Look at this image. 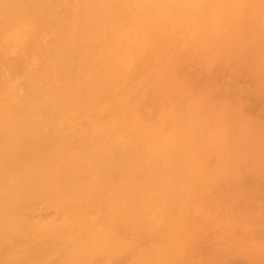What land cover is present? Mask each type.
I'll return each mask as SVG.
<instances>
[{
    "label": "bare ground",
    "instance_id": "obj_1",
    "mask_svg": "<svg viewBox=\"0 0 264 264\" xmlns=\"http://www.w3.org/2000/svg\"><path fill=\"white\" fill-rule=\"evenodd\" d=\"M180 65L197 72L194 81L179 80ZM248 65L251 76L264 82V0H0V264L178 263L172 253L178 240L165 239L170 253L147 247L143 236L160 235L167 215L187 217L191 204L184 202L209 178L212 170L203 164L213 146L221 150L216 168L230 164L217 170L219 177L232 176L233 161L239 172L246 164L251 171L262 168L264 126L248 115L246 127L257 130H248L245 120L241 129L225 120L230 131L215 141L208 136L214 122L205 123L201 113L205 100L197 110L183 102L178 110L168 99L174 105L176 98L192 101L182 94L183 84L190 89L212 71ZM248 138L255 156L249 142L245 155L234 149ZM213 171L210 182L219 179ZM202 186L207 194L209 186ZM199 208L193 213L201 219L207 211ZM168 231L171 239L176 233ZM181 242L177 253L186 244Z\"/></svg>",
    "mask_w": 264,
    "mask_h": 264
},
{
    "label": "rangeland",
    "instance_id": "obj_2",
    "mask_svg": "<svg viewBox=\"0 0 264 264\" xmlns=\"http://www.w3.org/2000/svg\"><path fill=\"white\" fill-rule=\"evenodd\" d=\"M179 68H182V69H179ZM234 68V69H233ZM193 69V68H192ZM238 69V70H237ZM250 69H251V71H250ZM234 70V71H233ZM238 72H236V71ZM252 70H254V69H252L251 67H250V65H248V67H243V69L242 68H240V67H238V66H234V67H232V69H230V70H223V71H212L211 73H213L212 74V76L210 77V78H202V79H200L199 81H198V84L195 86V87H192V88H190V89H187L188 88V86L187 85H184L183 84V88H180V90H181V92H182V94L183 95H185V96H188L189 97V99L191 98L192 99V101L190 100V101H188V99L186 98L185 100H182V101H178V99L176 98L175 100L176 101H178V102H176L175 100V104L176 105H174V103L172 102V101H170L171 99L169 98L168 100H169V104H170V106H172V107H174V108H176V109H178V108H182L183 109V107H177V106H180L181 105V102H183V103H187L186 105H189L190 103H192V104H190L189 105V107L188 106H186V108H187V110H189V109H194V108H196V110H197V108H201V106H200V103L202 102L203 104H201L202 106L206 103V105H204V109H207V111H205V113H204V110H202V114H203V120H204V117H206V119L207 120H204L205 121V123L206 122H208V120L209 119H212L213 120V122L214 123H210V124H212V130L214 131H212L211 133H209L208 134V136H210V137H212L213 139H215V141H219V139L220 138H222L223 137V135H224V137H226V128H227V131H230V128H229V126H228V124H227V122L226 121H229L230 123L229 124H236V125H238L239 126V129H241V127H243V125H242V123H239V121H241L242 122V120H243V122H244V120H245V122L244 123H246L247 122V120H248V118H247V120L245 119L246 117H248V116H250L249 117V119H252V120H250V121H259L258 123H257V126L258 125H262V126H264V82H262L261 80H260V82H259V80L258 79H256V78H254V77H252L253 76V74H254V71H252ZM179 71V72H178ZM188 71V72H187ZM192 71V72H191ZM176 72H177V75H179L181 78H179V80H189V81H194L195 80V76L197 75V72H194L193 70H191V69H188L187 67H185V66H182V65H180V66H178V67H176ZM217 72V73H216ZM236 72V73H235ZM240 72V73H239ZM242 72V73H241ZM253 72V73H252ZM179 73V74H178ZM188 73H189V75H188ZM227 73V74H226ZM182 74V75H181ZM229 74V75H228ZM242 74V75H241ZM244 74V75H243ZM251 74H252V76H251ZM185 75V76H184ZM216 75V76H215ZM237 75V76H236ZM250 75V76H249ZM178 76V77H179ZM218 76H219V78H218ZM239 77H240V79H239ZM242 78H243V81H242ZM209 79H211V80H209ZM213 79V80H212ZM252 79V80H251ZM238 80H239V83H238ZM223 81H225V82H223ZM218 83V84H217ZM246 83V84H245ZM190 84H194V83H190ZM199 84H200V86H199ZM217 84V85H216ZM254 84V85H253ZM262 84V85H261ZM219 85H220V87H219ZM240 85V86H239ZM253 86V87H252ZM218 87V89L216 90V88ZM241 88V90H240V88ZM203 90H204V93H203ZM213 90V91H212ZM216 90V91H215ZM240 90V91H239ZM171 93H172V91H171V89L169 90ZM184 91V92H183ZM196 91H198L197 93H196ZM186 92V93H185ZM193 92V93H192ZM199 92H200V94H199ZM171 93H169V94H171ZM207 93V94H206ZM214 93V94H213ZM187 94V95H186ZM197 96H196V95ZM209 95V97L208 96H206V95ZM172 95V94H171ZM175 95H177V94H175ZM194 95V96H193ZM215 95V96H214ZM231 95V96H230ZM164 96H166V94L164 95ZM205 96V97H204ZM216 96H217V98H216ZM219 96L221 97L222 96V99H223V97H224V99L225 100H223L222 101V99L221 98H219ZM197 97V98H196ZM200 97H202L201 99H200ZM230 97V98H229ZM166 98H168V97H166ZM257 98V99H256ZM164 99V98H163ZM206 102H205V101ZM217 100H218V103H217ZM247 100V101H246ZM221 101V102H220ZM195 102H197L196 104L197 105H195ZM205 102V103H204ZM214 102L216 103V104H214ZM243 102H245V103H243ZM182 103V105L181 106H183L184 104ZM199 104V105H198ZM224 104V105H223ZM247 104H248V106H247ZM159 105L161 106L162 104L161 103H159ZM192 105H195V106H193L192 107ZM218 105V106H217ZM198 106H200V107H198ZM205 106H206V108H205ZM185 107H184V110L186 109ZM189 108V109H188ZM225 108H227L226 109V111H224L225 110ZM229 108V109H228ZM217 109V110H216ZM220 109H221V112H220ZM179 110V109H178ZM199 110V109H198ZM215 110V111H214ZM231 110V111H230ZM232 110H234V115L237 113V118H236V116L235 117H233L234 115H232V113H233V111ZM236 110V111H235ZM200 111V110H199ZM232 112V113H230L229 114V112ZM216 112H217V114H216ZM245 112V113H244ZM211 113V114H210ZM220 113V114H219ZM224 113V114H223ZM228 113V114H227ZM213 114V115H212ZM227 114V115H226ZM246 114V115H245ZM224 115V116H223ZM248 115V116H247ZM257 115H258V118H257ZM210 116H211V118H210ZM216 116V117H215ZM228 116H232V119H235L234 120V123H233V120L232 121H230V117H229V120L227 119L228 118ZM239 116V117H238ZM214 117V118H213ZM218 117V118H217ZM222 117V118H221ZM245 117V118H244ZM226 118V119H225ZM220 119H221V122H217V121H220ZM214 120H216V122L214 121ZM226 120V121H225ZM200 121H202V120H200ZM204 121H203V123H199V124H201V126L202 125H204ZM250 121H248V122H250ZM232 122V123H231ZM209 123V122H208ZM209 124V125H210ZM248 123H246L245 124V127H246V125H247ZM256 124V123H255ZM218 127H217V126ZM221 125V126H220ZM169 126V123L165 126V129H166V127H168ZM215 126V127H214ZM228 126V127H227ZM233 126V125H232ZM248 126V125H247ZM251 126L253 127V129H254V125H252L251 124ZM218 129H220V131H218L217 130V128ZM221 127L223 128V129H221ZM225 127V128H224ZM244 127V128H245ZM249 127H250V123H249ZM249 127H246L248 130L250 129H252V128H249ZM228 128H229V130H228ZM255 128H256V126H255ZM259 128V127H258ZM215 129L217 130V134L215 133ZM243 129V128H242ZM252 129V130H253ZM244 130H246V129H244ZM247 130V131H248ZM254 130H257V129H254ZM259 131H261V130H259ZM220 132V133H219ZM243 132V131H242ZM253 132V131H252ZM216 135H215V134ZM261 133V132H260ZM260 133H258V134H260ZM262 133H264V131H262ZM261 133V134H262ZM227 134H228V132H227ZM257 134V133H256ZM208 136H206V137H208ZM216 136H218L217 138H216ZM261 135H259V137H260ZM255 137H258V136H254V138ZM258 137V138H259ZM262 138V140H264V134H262V136H261ZM209 138V137H208ZM207 138V139H208ZM254 138L252 137V139L254 140ZM246 139V138H245ZM249 139V138H248ZM260 139V140H261ZM262 140H261V142H262ZM256 140H254V142H255ZM228 142H230V140H227V144H229ZM248 142L250 143V145H251V142L252 141H250V139L249 140H247V142H246V140H245V142H243V143H239V144H237L235 147H234V149H236V147L238 148V147H241L240 148V150L242 149V151L243 150H245V151H243V155H245L244 153L246 152V145H248ZM257 144H259L258 143V141L256 142ZM254 144V143H253ZM261 144V143H260ZM255 145V144H254ZM242 146H243V148H242ZM249 146V145H248ZM262 146H264V145H262ZM249 147H251L250 149L252 150V152L251 151H249V153H253V147H252V145L251 146H249ZM249 147H248V149H247V151L249 150ZM218 147L216 146V148H215V146H213L212 148H211V151H210V153L212 154V155H210V154H208V155H210L209 156V158H207V159H209V160H207L204 164H203V166H206V169H208L206 172L207 173H209V169H211L212 171L214 170H216L215 172H216V174H217V176L219 175L220 176V172H221V170L222 169H224V167H226V166H228V165H230V164H228V165H226V166H224V167H222L221 168V166H219L218 168H216V166H218V165H220V163L219 164H217V162H218V159H220L221 158V156L219 157V155H217V154H221L220 153V151H219V148L217 149ZM233 149V148H232ZM255 150V149H254ZM217 151H219V152H217ZM262 151V149L259 151V153ZM255 152L256 151H254V153H253V155L255 154ZM215 153H217V154H215ZM248 152H247V154H249ZM258 153V152H257ZM261 153H264V152H261ZM207 155V156H208ZM216 155H217V157H216ZM252 157H253V155L252 154H250ZM249 156V155H248ZM255 156V155H254ZM258 156H259V154H258ZM246 157V156H245ZM244 157V158H245ZM260 157H261V155H260ZM259 157V158H260ZM216 158V159H215ZM250 158V157H249ZM258 158V157H257ZM262 158H264V154H262ZM241 158H239V159H236V161L237 160H239V161H241L240 160ZM251 159V158H250ZM222 160V159H221ZM233 160V159H232ZM254 160V159H253ZM231 161V160H230ZM245 161V160H244ZM220 162V161H219ZM235 161H233V166L234 167H236L237 165H236V162L234 163ZM248 162V161H247ZM254 162V161H253ZM252 162V163H253ZM257 162V161H256ZM262 162H264V161H262ZM221 163H223V161L221 162ZM229 163V162H228ZM231 163V162H230ZM258 164H259V162H257ZM209 164V165H208ZM212 166H211V165ZM240 164V163H239ZM243 164V163H242ZM261 164H264V163H261ZM260 164V165H261ZM221 165H224V164H221ZM232 165V164H231ZM245 165V164H244ZM243 165V166H244ZM254 165H256V164H254ZM208 166V167H207ZM210 166V167H209ZM214 166H215V169H214ZM232 166V167H233ZM242 166V165H241ZM250 167L249 165H247L246 164V167L245 168H243V171H242V169H241V171L242 172H239V170H240V168H239V170H237V169H233L232 167V176H231V174L229 175L228 173H227V178H225L224 179V175L223 176H221V177H219V179L217 178V176H216V178H217V180L218 181H216L215 180V182H214V184H213V182L211 181L210 182V180H214V179H212V176L211 175H214V174H212V171H210L211 173H209L208 174V176H209V178H205V180L206 181H202L200 184H201V187L200 186H198V190L200 191H194V190H197L196 188L193 190V194H194V192H195V194L196 195H194V196H197V198L196 197H193L192 195H190V197H188V196H186L185 198H191L190 200H188V201H185L184 203L187 205V204H191V209H190V212H189V214L187 213V217H184V216H179L178 214H175L176 215V217H174L173 219H172V216H169V215H167L165 218H164V221H165V224L163 223V226L161 225V227H163V228H160L159 227V229H161V230H159L160 231V235H158V234H155V236H152V235H154V234H151L150 232L149 233H147L146 234V236H143V238L145 237H148L147 238V240L146 239H144V243H145V240H146V246L148 247V245L149 246H151V247H154V246H156V247H165V251H168L169 250V247H168V243H167V241L165 240V239H168V240H170V241H180V242H176V244H175V247H174V245H173V247L174 248H176L175 250H173V255H174V258H176V259H174V260H178L179 259V261H178V263L176 262L175 264H193L192 262H194L195 261V258L198 260V257L199 258H202V257H204L203 256V254L205 255V254H207L208 255V253H211V255L209 254L207 257H208V260L210 259V263H208V264H214L213 263V261H215V263L217 262V264H264V259H262L261 260V258L260 257H264V255H262V254H264V240H261L260 238L262 237V238H264V236H262V235H264V230H262V229H264V225H261V223H264V222H261V220L262 221H264V216H262V215H264V213H262V212H264V185H262V184H264V173H262L261 174V172H264V171H259V169L261 168L260 166H256L257 168H252L253 170L251 171L248 167ZM252 166V165H251ZM238 167H240V166H238ZM255 167V166H254ZM259 167V168H258ZM227 168V167H226ZM247 168L249 169V171H251V173H249L248 171H246L247 170ZM219 169V170H218ZM228 169V168H227ZM230 169V168H229ZM228 169V170H229ZM246 169V170H245ZM261 169H264V165H262V168ZM220 171L219 173H218V171ZM213 171V172H214ZM225 172V171H224ZM230 172V171H229ZM258 172V173H257ZM223 173V172H222ZM221 173V174H222ZM239 173H241V175H242V173L244 174V176H242V178L240 179L239 178V176H238V174ZM247 173H249V174H247ZM252 173H254V174H252ZM255 173H257L258 175H259V173H260V175L259 176H257V174H255ZM226 175V174H225ZM240 175V176H241ZM210 176H211V178H210ZM234 176H238L237 177V179H236V177L234 178ZM229 177V178H228ZM232 178V179H231ZM260 178V179H259ZM229 179V180H228ZM247 181H246V180ZM249 179V180H248ZM241 180V181H240ZM243 180V181H242ZM262 181V184L260 183V181ZM245 181V182H244ZM259 183H258V182ZM216 182L218 183V184H216ZM245 183V184H244ZM248 183V184H247ZM199 184V183H198ZM197 184V185H198ZM199 184V185H200ZM207 184V185H206ZM202 185H204L205 187L206 186H209V188H208V191H207V194H206V189L202 186ZM211 185H213V186H211ZM216 185V186H215ZM223 185V186H222ZM250 185V186H249ZM262 185V186H261ZM222 186V187H221ZM226 187V188H225ZM230 187V188H229ZM260 187V188H259ZM204 188V189H203ZM212 188V189H211ZM247 188V189H246ZM250 188H254V190H252V191H250L251 189ZM209 189L211 190L210 192H209ZM230 189V190H229ZM250 189V190H249ZM248 192H250V193H247V191ZM259 190V191H258ZM202 191H204L205 193H203ZM215 191V192H214ZM222 191L224 192V196L222 195ZM258 193H257V192ZM211 192H213L212 194H211ZM246 192V193H245ZM202 193V194H201ZM210 195H209V194ZM221 193V194H220ZM252 193V194H251ZM253 193L255 194V196L253 197ZM201 194V195H200ZM204 194V195H203ZM217 194L219 195V197H216L217 196ZM246 194H249L250 195V197H252V198H254V199H252V198H250L249 197V195H247V197H245L246 196ZM258 194V195H257ZM189 195V194H188ZM214 195H215V197L216 198H219V199H216L215 200V197H214ZM237 195V196H236ZM232 196H234L235 198L232 200L231 199V197ZM242 196H244V197H242ZM258 196V197H257ZM205 197V198H204ZM212 197H213V199H212ZM260 197V198H259ZM221 198V199H220ZM193 199V200H192ZM194 199H196V200H194ZM212 199V200H211ZM230 200L229 202H226L227 200ZM242 199V200H241ZM211 200V202H209ZM252 200V201H251ZM256 200H259L258 202L256 201ZM213 201H215L214 203H213ZM219 201V202H218ZM248 202V203H246V202ZM255 201V204L254 203H252V202H254ZM262 201V202H261ZM218 203V207L217 206H215L217 203ZM230 202H232V204H231V206H232V209H229V207H230ZM246 204H245V203ZM261 202V203H260ZM204 203H205V205H204ZM228 203V204H227ZM257 203V204H256ZM212 204V205H211ZM213 204H215V205H213ZM244 204V205H243ZM253 204H254V206H253ZM185 205V206H186ZM193 205H194V207H193ZM203 205V206H202ZM208 205V206H207ZM226 205H228V208L226 207ZM247 207H246V206ZM248 205H252V206H249L248 207ZM220 206H222L223 208H220ZM199 208V207H202L203 209H204V207H206V213L205 214H203V216L204 217H206V219L209 221L210 219V221L208 222L204 217H201V219H200V216L199 215H197V214H194L193 213V209L194 208ZM209 207H211V208H209ZM214 207H215V210L217 211H214ZM225 207V208H224ZM240 207V208H239ZM243 208V211L241 210V212H240V209H242ZM200 209V208H199ZM221 209H223L222 211H221ZM228 209H229V212L228 213H226L227 211H228ZM234 209V210H233ZM236 209V210H235ZM239 209V210H238ZM192 210V211H191ZM218 210H220V211H218ZM227 210V211H226ZM238 210V211H237ZM246 210V211H245ZM247 210H248V213H247ZM251 210H252V213H254L255 212V214H253L254 216L252 217V215H251ZM257 210V211H256ZM261 210H262V212H261ZM235 212V215H233L234 214V212ZM254 211V212H253ZM259 211H260V213H259ZM217 213V215L219 214V212H220V215H218V216H220V217H218L216 214H214V213ZM232 212V213H231ZM239 212V214H237ZM243 212V213H242ZM209 213V215H207ZM226 215H225V214ZM257 213V214H256ZM258 213H259V215H258ZM261 213H262V215H261ZM194 216H193V215ZM237 214V215H236ZM245 214V215H244ZM186 215V214H185ZM211 215V216H210ZM232 216L233 217V220L235 221V222H233V220L232 221H230L229 219L230 218H232V217H230V216ZM243 215V216H242ZM258 215V216H257ZM192 216H193V218H192ZM209 216H210V219H209ZM241 216V217H240ZM251 216V217H250ZM257 216V218H255ZM169 217H171V224H168L169 222H170V220L168 221V219H169ZM186 219H184V218ZM188 217H189V219H188ZM226 217V218H225ZM238 217V218H237ZM168 218V219H167ZM178 218H180V220L178 219ZM183 219V225H184V227H183V225H181L182 224V222H180L182 219ZM191 218V219H190ZM217 218V219H216ZM229 218V219H228ZM258 218H259V220H258ZM175 219V220H174ZM193 219V220H192ZM204 219V220H203ZM229 221H228V220ZM250 219V220H249ZM192 220V221H191ZM204 222H202V221ZM237 220V221H236ZM245 220V221H244ZM249 220V221H248ZM179 221V222H178ZM207 221V222H206ZM221 221V222H220ZM224 221H227L226 223V225H225V222ZM240 221V223H238ZM254 221L256 222L255 223V225H254ZM168 222V223H167ZM174 222V223H173ZM178 222V223H177ZM197 222H199V223H197ZM200 222H202V223H200ZM244 222V223H243ZM250 222V224H248ZM180 223V224H179ZM261 225H259V224ZM167 224V225H166ZM174 224H177V225H174ZM203 224V225H202ZM217 224V227H219L220 228V231H219V229L217 230V229H215L216 228V225ZM169 225H170V227H169ZM171 225L172 226H174V230L172 229L173 227H171ZM189 225V226H188ZM231 225V226H230ZM238 225V226H237ZM256 226V225H258L257 227H256V229H252V227L251 226ZM182 226V227H181ZM191 226V227H190ZM207 226H210V227H212V228H209V227H207ZM260 226V227H259ZM180 227H181V229H186V230H181L180 229ZM193 227V230H191V228ZM197 227V228H196ZM251 227V228H250ZM258 227H259V229H258ZM166 228V229H165ZM170 228V229H169ZM175 228H177V229H175ZM231 228V229H230ZM243 228V229H242ZM261 228V229H260ZM205 229V230H204ZM158 230V229H157ZM164 230V232H162ZM168 230H172V234H174V233H176V234H174L173 235V240H171L170 239V237L168 238V236L167 235H169V233L168 232H170V231H168ZM176 230H177V232H176ZM193 231V232H191V231ZM245 230V231H244ZM259 230V231H258ZM262 230V231H261ZM168 231V232H167ZM173 231H174V233H173ZM181 231H183V232H181ZM201 231H203V232H201ZM231 231V232H230ZM246 232V233H244V232ZM261 231V232H260ZM157 232V231H156ZM196 232V233H195ZM208 232H209V234H208ZM213 232H214V234H216L217 232H221V233H219L217 236H215V238H214V235L211 237L210 235L211 234H213ZM153 233V232H152ZM192 233V234H191ZM244 233V234H243ZM171 234V233H170ZM182 234L183 235H186V237L185 236H183L184 238H181V239H177V238H180V237H178V236H180L181 235V237H182ZM192 236H191V235ZM206 234V236H202V235H205ZM243 234V235H242ZM246 234V235H245ZM252 234H253V236H252ZM144 235V234H143ZM149 235V236H148ZM156 235H158V236H156ZM166 235V236H165ZM208 235H209V237H208ZM220 235H224V236H221L220 238L221 239H223V242H225V241H230V245H229V243L228 244H226V242L225 243H223L222 242V240L221 241H219L221 244H219L218 242H216L215 240L217 239V240H219V236ZM241 235V236H240ZM161 236V237H160ZM188 236H189V240H188ZM201 236V237H200ZM155 237V238H154ZM206 237V238H205ZM217 237V238H216ZM224 237V238H223ZM247 237V238H246ZM251 237V238H250ZM151 240H150V239ZM154 238V239H153ZM159 240H158V239ZM204 238L205 239H209L208 241L206 240V241H204ZM228 238H230V240L228 239ZM233 238V240L232 241H234V243L232 244V242H231V239ZM245 240H244V239ZM157 239V240H156ZM163 239V240H162ZM185 239H187L188 240V242H187V240H185ZM202 239H203V241H202ZM212 239V241H214V242H211L210 240ZM214 239V240H213ZM225 239V240H224ZM236 239V240H235ZM238 239V240H237ZM259 239H260V241H259ZM182 240H184V241H186L185 243L187 244H185V245H182L181 246V248L183 249L182 251H181V249H180V251H178V253H177V250L179 249V247H180V245L182 244ZM198 240V241H197ZM202 242H201V241ZM241 240V241H240ZM260 242H258V241ZM163 241H165V242H163ZM200 241V242H199ZM254 241V242H253ZM174 242V243H175ZM208 242V243H207ZM240 244H239V243ZM242 242V243H241ZM255 242H256V244H255ZM261 242H262V244H261ZM201 243L204 245H202L201 247H200V245H201ZM206 243H207V245H206ZM223 243V244H222ZM245 243V244H244ZM254 243V244H253ZM214 244H216V249H215V247H214ZM224 244H226L225 246H224ZM238 244V245H237ZM253 244V245H252ZM143 245H145V244H143ZM219 247H218V246ZM224 247H223V246ZM227 245H229V246H227ZM179 246V247H178ZM231 246V247H230ZM233 246H234V248H236V249H234L233 248ZM238 246H240V247H238ZM242 246H243V248H242ZM146 247V248H147ZM200 247V248H199ZM212 247H214V248H212ZM150 248V247H149ZM178 248V249H177ZM211 248V249H210ZM222 248V249H221ZM233 248V249H232ZM154 249H155V247H154ZM173 249V248H172ZM198 249H199V251H198ZM208 249H210L209 251H206V250H208ZM219 251H218V250ZM228 249V250H227ZM230 249H232V251H234V252H232ZM244 251H243V250ZM170 250H171V247H170ZM170 250H169V252H170ZM201 250H202V252H201ZM246 250H250L251 251V254H250V252L248 253ZM255 250H257V252H254ZM258 250L260 251V255H262V256H259V253H258ZM172 251V250H171ZM196 251H198V252H196ZM220 251H221V253H220ZM236 251V252H235ZM203 253V254H201V253ZM207 252V253H206ZM219 252V253H218ZM254 252V253H253ZM171 253V252H170ZM181 253V254H180ZM216 255H215V254ZM235 253L237 254V256L235 255ZM256 253V254H255ZM190 254H191V256H190ZM196 254L197 256L196 257H194V255ZM199 254H201L202 255V257H201V255H199ZM219 254H220V256H219ZM230 254V255H229ZM248 254H250V255H248ZM257 254H258V256H257ZM254 255H256V256H254ZM178 256V257H177ZM229 256V257H228ZM232 256L234 257V260H233V258H232ZM251 256V257H250ZM206 255H205V258L202 260L203 262L201 263V264H206L205 262H206ZM214 257V258H213ZM215 257H217V258H215ZM218 257H219V260H218ZM226 257V258H225ZM228 257V258H227ZM240 258V259H237V258ZM232 258V259H231ZM259 258H260V260H261V262L259 261ZM154 259H155V257H154ZM206 259V260H205ZM214 259V260H213ZM217 259V260H216ZM207 260V261H208ZM213 260V261H212ZM224 260H225V262H224ZM228 260V261H227ZM230 260H233V261H230ZM255 260H257L256 262H255ZM173 261V260H172ZM227 261V262H226ZM229 261H230V263H229ZM169 262H171V259H169ZM169 262H167L166 264H168ZM196 262V261H195ZM195 262H194V264H195ZM198 262H199V260H198ZM201 262V261H200ZM199 262V263H200ZM209 262V261H208ZM172 264H174L173 262H171ZM170 264V263H169ZM196 264H198V263H196Z\"/></svg>",
    "mask_w": 264,
    "mask_h": 264
}]
</instances>
